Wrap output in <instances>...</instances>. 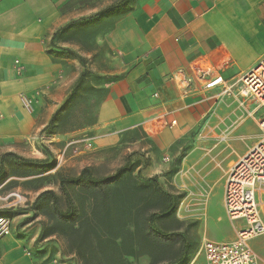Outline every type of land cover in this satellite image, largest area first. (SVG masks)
Listing matches in <instances>:
<instances>
[{
  "label": "crops",
  "instance_id": "crops-1",
  "mask_svg": "<svg viewBox=\"0 0 264 264\" xmlns=\"http://www.w3.org/2000/svg\"><path fill=\"white\" fill-rule=\"evenodd\" d=\"M263 59L264 0H0L1 194L13 181L55 173L12 171L19 162L45 167L43 144L56 160L67 140L92 131L96 152L124 147L134 153L128 164L165 191L201 193L202 241H234L240 228L229 241L210 237V214L221 210L229 222L227 177L261 140L255 121L264 108L238 88L221 93ZM219 77L222 85L205 89ZM77 96L97 103L95 118L58 130L63 107ZM45 131L50 137L41 141ZM84 153L67 156L65 173L98 165ZM15 190L27 203L9 209L0 201V216L12 221V233L0 238V264H79L75 252L63 255L56 235L43 239L46 216L35 203L47 190L64 201L59 186ZM260 214L264 221V195ZM256 238L251 245L264 264V239Z\"/></svg>",
  "mask_w": 264,
  "mask_h": 264
},
{
  "label": "rangeland",
  "instance_id": "rangeland-1",
  "mask_svg": "<svg viewBox=\"0 0 264 264\" xmlns=\"http://www.w3.org/2000/svg\"><path fill=\"white\" fill-rule=\"evenodd\" d=\"M82 90L80 89L79 94ZM79 98V96L73 97L63 107L58 130L66 127H74L75 130L83 129L86 128L89 121L95 118L97 103H79ZM237 121L242 122L241 119ZM255 122L258 128V137L261 138L259 119L257 118ZM85 134L89 137L93 136L92 131H87ZM140 137H144V135L141 134ZM195 138L197 142L207 141L206 137L195 136ZM43 147L49 157L45 167L38 169L41 170L40 175L49 171H55V173L41 176L34 180L35 182L33 180L13 181L4 189L6 193L14 191L18 187L33 188V183L36 188L58 187L61 176L68 180L76 177L75 171L65 173L64 163L60 167L57 166L56 160H54L56 155L46 145L43 144ZM139 152L144 158L145 152ZM131 155L133 156L134 153L129 155L124 147L101 153L96 152L94 146L91 151L85 152L83 155L90 162L98 164L90 168L93 178L98 180L114 179L116 181L111 197L112 205L108 209V213H98L102 214L101 217L110 223L112 236L121 248L119 252L117 251V256L124 254L123 256L129 264H205L206 260L201 247L206 217L198 212L203 199L202 194L195 195L192 191L177 189L170 193L174 196L173 211L166 215L161 214V203L158 205L156 199H153V191L149 187L136 189L148 186L150 179L144 178L135 169H131L130 163L128 164ZM18 164L20 165L12 168L14 173L22 174L21 177H26L28 173H31L32 167L23 165L22 162ZM66 189L75 208L73 229L69 224L63 223L58 214L51 212L50 215L46 216V232L56 231L57 235L53 240L61 242L60 248L63 255L75 252L79 264H116L115 261L108 262L105 258L99 259L98 256H91L87 249L88 243L85 242V233L87 231L89 234L95 232L92 224L86 222V217L90 213L93 194L86 187L78 184L67 183ZM20 192L22 191L20 190ZM165 192L169 193L168 190ZM126 202L129 205L126 206ZM62 207L65 210L67 205L63 203ZM152 214H154V219L150 222L149 218ZM226 218L229 220L227 215ZM209 225L210 237L229 241L235 234V227L243 228L244 222L236 221L234 224L230 220L228 222L223 217L222 211L215 209L210 214ZM127 230H130V233ZM96 232L100 233L101 230L96 229ZM260 239H264V236L255 240ZM183 246L185 252L181 256Z\"/></svg>",
  "mask_w": 264,
  "mask_h": 264
},
{
  "label": "built area",
  "instance_id": "built-area-1",
  "mask_svg": "<svg viewBox=\"0 0 264 264\" xmlns=\"http://www.w3.org/2000/svg\"><path fill=\"white\" fill-rule=\"evenodd\" d=\"M18 63V62H16ZM222 77L209 82L205 89L223 84ZM238 88L244 98L254 100L264 108V59L243 74L238 81L224 87L221 95L233 96ZM24 108L32 112L33 102L27 96L21 97ZM261 140L250 148L232 167L224 190V207L230 221H243L244 226L237 232L232 242L203 240L201 251L205 264H258L251 240L264 235V221L260 214L261 196L264 195V116L259 122ZM44 134L40 140L45 141ZM93 149V139L87 135L70 138L56 157L57 166L64 163L69 154L89 152ZM0 201L9 209L21 208L27 203L26 196L18 191L1 194ZM12 233V221L8 216H0V238Z\"/></svg>",
  "mask_w": 264,
  "mask_h": 264
},
{
  "label": "trees",
  "instance_id": "trees-1",
  "mask_svg": "<svg viewBox=\"0 0 264 264\" xmlns=\"http://www.w3.org/2000/svg\"><path fill=\"white\" fill-rule=\"evenodd\" d=\"M60 118V117H59ZM59 118L57 119V123H59ZM49 131H45L43 134L47 137H50ZM32 167L30 171L36 170L37 174L40 175V171L38 170L44 166H30ZM131 169H134L131 167ZM2 174V170L0 171ZM150 184L148 186H142L134 188L140 190L145 189V187H149L153 193V199H156L158 205L160 206V213L163 215L169 214L174 209V196L170 193H167L163 190L161 185L157 183L155 179H150ZM78 184L80 186L86 187L93 194L90 203V213L86 217V222L88 224H92L95 232L93 234H89L88 231L85 233V242L88 243V251L91 256H98L99 259L105 258V260L115 261L116 264H129L127 260L124 258V254L117 256L119 250V245L117 244V240H114L111 232L110 223L103 219L102 214L98 212H107L110 209L112 202L111 197L113 193V188L116 185V181L114 179H95L91 175V169L85 168L82 170L81 174L77 177H73L71 179H67L64 176H61L59 179V188L61 193L64 195V201L60 203L59 198L55 195L52 190H47L43 192L37 199L35 203V207L39 208L45 216L53 214H58L62 218L63 223H67L73 229L74 218H75V208L73 206L72 198L69 196V193L66 189V184ZM133 191V190H132ZM67 205V208L64 210L62 204ZM129 205L126 202V206ZM124 206V207H126ZM102 211H100V210ZM108 213V212H107ZM154 219V214H152L149 218V221L152 222ZM96 229L101 230L100 233L96 232ZM78 231V230H77ZM130 233V230H127ZM53 235H57L56 231L46 232V229L43 234V239L51 237ZM184 246L181 250V256L184 255ZM102 261V260H101ZM103 263V262H102Z\"/></svg>",
  "mask_w": 264,
  "mask_h": 264
}]
</instances>
